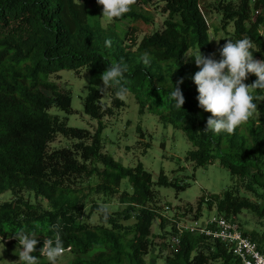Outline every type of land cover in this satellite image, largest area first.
<instances>
[{
  "label": "trees",
  "instance_id": "trees-1",
  "mask_svg": "<svg viewBox=\"0 0 264 264\" xmlns=\"http://www.w3.org/2000/svg\"><path fill=\"white\" fill-rule=\"evenodd\" d=\"M153 2L136 0L130 12L115 18L131 22L122 36L104 28L99 10L91 11L87 3L0 0V197L11 195L0 201V238L15 240L11 237L18 230L35 231L40 235L38 251L44 236L55 235L50 226L59 224L63 245L74 254L72 264H147L153 227L160 219L165 233L157 236L179 237L166 264H242L219 240L180 234L176 224L166 230L168 219L157 209L156 188H178L176 180L163 171L154 179L142 163L126 167L104 152V103L98 87L107 67L120 63L128 69L121 84L135 96L140 112L147 110L185 133L192 146L187 161L195 168L219 161L234 181L244 184L247 195L234 185L221 196L202 197L195 218L207 204L227 219L249 211L264 222V89H251L258 117L252 116L232 134L204 132L212 114L198 107L192 77L199 69L185 62L192 49L216 59L201 0H162L161 13L167 15L163 27L141 34V22L155 23L142 10ZM215 9L223 28L233 23L236 40L249 38L254 59L264 60V0L221 1ZM145 52L150 57L147 64L141 58ZM82 69L90 75L85 112L99 121L95 132L70 127L51 113L53 108L68 113L72 102L51 78ZM181 79L185 104L176 108L170 93ZM257 79L249 74L247 85ZM117 87L110 89L115 108L124 105L114 95ZM58 135L70 145L50 151ZM125 180L131 192L121 191ZM117 196L122 208L109 202ZM101 205L108 206L107 221L97 212ZM244 234L264 253L257 240L264 242V232Z\"/></svg>",
  "mask_w": 264,
  "mask_h": 264
},
{
  "label": "rangeland",
  "instance_id": "rangeland-1",
  "mask_svg": "<svg viewBox=\"0 0 264 264\" xmlns=\"http://www.w3.org/2000/svg\"><path fill=\"white\" fill-rule=\"evenodd\" d=\"M221 1L238 4L240 0H201L202 11L210 25L213 52L217 60L221 59L219 49L226 43L225 40L236 41L233 23L223 28L222 16L215 9ZM76 2L87 3L91 11L97 8L100 17L102 16L103 8L102 5H98L97 0H76ZM163 5L162 0H154L152 6H146L142 9L155 23L141 22V34H149L163 27L164 20L167 17V15L161 13ZM256 19L255 15L253 21ZM100 21L104 28L116 29L122 36L131 25L128 20L117 21L115 18L112 21L100 18ZM260 33L264 37V26L260 29ZM196 53L197 51L192 49L188 52L186 58L194 57ZM187 63L193 68L199 69L196 67L194 59H189ZM51 80L57 83L63 92L72 96L68 113L56 108H53L51 113L67 120L70 127L95 132L99 121L92 119L85 112V99L90 86L88 70L82 69L78 72L62 71L53 76ZM244 82L247 85V79ZM249 92L252 93L251 88ZM102 101L104 103V111L101 117L104 152L126 167H136L139 163H142L154 179H157L163 171L170 179L176 180L180 185L178 188H156L158 191L157 209L162 216L168 219L165 224L166 230L172 229L174 224L177 225V229H181L182 226L191 225L192 222L199 221V224H203L208 219L217 217L216 210H209L207 204H204L202 215L195 218L199 200L202 197L206 199L221 196L234 185L239 188L241 193L247 195L244 184L234 181L229 171L221 166L219 161L199 168H195L193 162L187 161L186 156L192 146L185 133L182 130L163 124L158 116L146 112L147 110L145 113H141L132 93L127 94L123 100L124 105L119 108H115L111 90L103 96ZM258 116V111L253 114V117ZM67 145H70V143L58 135L50 144L49 150L52 151ZM124 190L132 191L126 180L122 183L121 191ZM248 195L254 199L251 193ZM118 197L111 199L109 202L122 208ZM9 199H11L9 193H5L0 197L2 202ZM157 221L153 227L154 246L145 258L147 264H166V257L176 249L172 236L168 235L164 238L157 236L165 233L159 225L161 220L158 219ZM234 221L238 223L244 232L252 233L254 230L260 234L264 232V222L249 211H242ZM257 240L264 250V242L259 237H257ZM37 250L32 255L39 258L38 264H51L46 257L40 256V249ZM70 250H67L62 257L58 258L56 264H72L74 254ZM18 256V242L0 238V264H8V261H18ZM20 264H25V262L21 261Z\"/></svg>",
  "mask_w": 264,
  "mask_h": 264
},
{
  "label": "clouds",
  "instance_id": "clouds-1",
  "mask_svg": "<svg viewBox=\"0 0 264 264\" xmlns=\"http://www.w3.org/2000/svg\"><path fill=\"white\" fill-rule=\"evenodd\" d=\"M97 3L103 8L100 18L112 21L130 12V6L134 5L136 0H97ZM225 41L226 43L219 49L221 57L219 61L212 55L205 56L200 49L194 57L185 58L186 63L189 59H194L196 67L199 68L192 77L199 93L198 107L212 114L203 131L215 134L221 132L232 134L238 126L246 123L258 111V105L253 102L249 89H264V60L254 59L250 51L254 47L253 42L249 38ZM105 45L111 46V41L106 40ZM141 58L145 64L150 62L147 52ZM127 71V66L120 63L107 67L100 76L102 87L98 88L101 96L107 95L112 87L119 86L114 95L124 100L129 90L122 86L121 81ZM249 74H254L258 79L251 85H246L244 81ZM182 83L181 79L170 93L176 108H182L185 104V98L179 87ZM97 212L107 221L109 217L107 205H101ZM50 230L55 233L54 237L43 235V247L39 251L41 257H46L51 264H56L58 258L62 257L67 249L63 245L60 225H51ZM39 236L35 231L26 233L21 229L15 232L11 238L18 241L19 260L8 261V264H20L21 261L25 264H38L39 258L32 253L36 251Z\"/></svg>",
  "mask_w": 264,
  "mask_h": 264
},
{
  "label": "built area",
  "instance_id": "built-area-1",
  "mask_svg": "<svg viewBox=\"0 0 264 264\" xmlns=\"http://www.w3.org/2000/svg\"><path fill=\"white\" fill-rule=\"evenodd\" d=\"M259 14V11L256 12ZM192 222L191 225L182 226L180 234L190 233L194 235H206L212 239L226 244L238 257L242 264H264V253L261 252L257 242L244 232L234 220L223 216L208 219L205 223ZM176 249L179 245V237H173Z\"/></svg>",
  "mask_w": 264,
  "mask_h": 264
}]
</instances>
